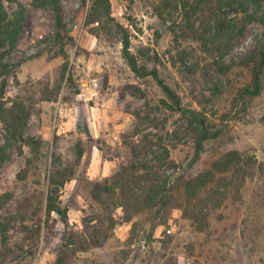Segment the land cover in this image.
I'll return each mask as SVG.
<instances>
[{
  "label": "rangeland",
  "instance_id": "rangeland-1",
  "mask_svg": "<svg viewBox=\"0 0 264 264\" xmlns=\"http://www.w3.org/2000/svg\"><path fill=\"white\" fill-rule=\"evenodd\" d=\"M166 2L111 0L112 19L88 24V0H59L73 39L62 49L51 7L3 0L9 14L25 9L16 45L4 49L11 66L4 101L23 103L29 117L0 169V196L9 195L0 207L8 228L6 239L0 232V264H54L70 233L83 231L102 244L76 254L71 246L65 264H264V92L235 101L251 83L242 63L264 31V0L247 16L194 0ZM126 35L129 56L145 74L130 66ZM153 70L180 108L148 74ZM199 120L211 138L200 141ZM6 138L0 121V145ZM234 151L249 166L215 173L213 163ZM132 162L167 189L178 177L214 176L190 200L174 189L166 206L128 222L114 203H127L143 181L124 179L125 200L117 190L113 199L103 194L107 204L91 191ZM57 170L70 176L57 197L68 209V228L45 212Z\"/></svg>",
  "mask_w": 264,
  "mask_h": 264
},
{
  "label": "trees",
  "instance_id": "trees-1",
  "mask_svg": "<svg viewBox=\"0 0 264 264\" xmlns=\"http://www.w3.org/2000/svg\"><path fill=\"white\" fill-rule=\"evenodd\" d=\"M33 5L39 7H51L55 13V40L61 44L62 49L65 47L67 42H72L73 39L65 30V24L63 22L59 0H30ZM90 2V13L88 18V24H92L97 20H111V0H88ZM169 2L173 0H167ZM83 3L87 0H82ZM168 2V3H169ZM187 2V0H184ZM197 6L205 4L211 6V9H224L228 8L236 14L247 16L249 14V9L251 5H254L256 10L258 8V3L256 0H194ZM167 3V2H166ZM167 3V4H168ZM170 4V3H169ZM253 16V13L251 14ZM251 16V17H252ZM24 17L25 9L22 6L12 13L9 14L5 8L3 0H0V121L3 123L5 131L7 133V138L4 144L0 145V169L3 163L10 156V148L14 143L23 139L24 129L27 125V120L29 117V112L26 106L21 102H14L10 107H6L4 101V95L7 87V80L11 74V66L5 61V52L6 47H14L18 40V35L24 28ZM124 52L125 55L129 58L130 66L135 71H141L144 74L147 72L144 68L140 69L137 65L136 60L129 56V40L126 35L124 40ZM244 66L248 69L251 76V83L239 90L238 95L235 98V101H244L247 98H254L259 96L264 92V84L262 81V73L264 70V31L258 40L255 47L247 54L243 60ZM68 68V63L65 62L62 67V77L65 76V73ZM161 86L163 91L173 98L174 102L180 108V101L178 97L173 93V91L166 85L164 82L159 79L157 72L155 70L148 72ZM69 80L72 78L70 75ZM140 92V91H139ZM190 114L194 115L192 111ZM200 127V141L211 138V132L208 130V127L205 125L204 120H199ZM166 157L169 158V152L165 149ZM83 156V151L81 149L77 152V159L80 160ZM169 164L172 162L169 160ZM238 166H249L248 162H241V156L238 152H230L224 155L222 158L213 163L212 169L215 173H226L229 174L231 171L236 170ZM143 173L141 169L134 167L133 162L128 165H121L119 170H117L111 177L104 178L100 182H96L91 191V196L94 200L107 204L108 198L113 199L117 190H120L123 194V200H125V186L120 187L119 183L124 179H134L135 181H143L145 186L140 189V192H143V195H139L138 192L133 193L130 199L125 203L121 201L120 203H114L116 207H121L124 212V220L130 222L132 216L136 213L141 212L145 209H154L158 207H164L167 205L170 200L171 195L169 192H172L174 189L182 191L183 194L190 200L192 197L197 196V194L202 191L203 188L207 186L209 182L208 177L214 176L212 170L199 174L191 179H185L183 177L177 178L176 187H169L167 189V184L157 181L151 176V169L143 168ZM246 172V171H245ZM73 172L70 173V175ZM57 176L62 177L61 181H57ZM70 176L66 170H57L50 175L49 188L46 194L45 201V212L47 216H50L51 213H55L60 217L62 224L68 228V209L62 207L57 201L58 197V187L63 186ZM113 180V181H112ZM130 182V181H129ZM127 184V183H126ZM106 194L108 198L103 197ZM8 193L0 196V205L3 206L8 200ZM106 198V199H105ZM114 221L112 220V226ZM8 228L7 224L0 222V232L3 239H6ZM104 237V239H106ZM103 240L97 237L88 236L87 231L81 233H70L69 239L65 241L63 247L60 249L59 254L54 262V264H65L66 263V252L67 249L72 246L71 253L76 254L79 251H87L92 246H98L102 244Z\"/></svg>",
  "mask_w": 264,
  "mask_h": 264
}]
</instances>
